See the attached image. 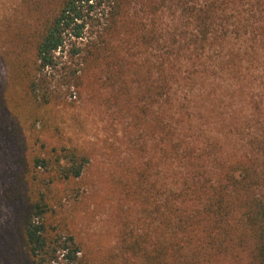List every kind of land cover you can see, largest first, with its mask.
<instances>
[{
	"label": "trees",
	"instance_id": "trees-1",
	"mask_svg": "<svg viewBox=\"0 0 264 264\" xmlns=\"http://www.w3.org/2000/svg\"><path fill=\"white\" fill-rule=\"evenodd\" d=\"M36 5L38 10L15 37L28 45L19 72L38 105L57 98L48 90L47 75L59 70V52L68 41L84 38L101 7L104 27L84 48L75 45L72 55L91 63L103 52L110 56L107 38L117 30L137 33L157 51L156 69H148L157 104L150 129L158 133L156 179L148 178L149 161L138 173L149 184L144 198L154 206V239L147 250L145 217V232L134 233L129 245L142 264H264V132L249 138L241 151L230 147L229 134L215 129L223 103L220 72H232V66L235 73L243 72L246 57L259 58L264 50V0H44L40 13L39 1ZM139 8L151 15L150 28L144 21L135 27ZM166 13L171 24L163 29L158 20ZM60 68L68 69L64 63ZM85 70L62 74L63 84L70 90L79 87V72ZM117 71L124 73L125 68ZM128 87L124 83L121 89ZM148 110L140 107L138 120L145 121ZM51 151L34 155L22 175L27 199L21 236L29 263L102 264L83 249L68 217L52 203L54 185L81 178L90 157L77 148Z\"/></svg>",
	"mask_w": 264,
	"mask_h": 264
},
{
	"label": "rangeland",
	"instance_id": "rangeland-1",
	"mask_svg": "<svg viewBox=\"0 0 264 264\" xmlns=\"http://www.w3.org/2000/svg\"><path fill=\"white\" fill-rule=\"evenodd\" d=\"M38 1L40 13L46 7L44 0H0V264H30L21 236L23 201L27 199L22 175L34 155H48L54 147L77 148L90 157L81 178L52 188L55 209L68 217L70 231L83 249L102 264H142L129 245L134 233L145 232V217L147 250L154 239V206L144 198L149 184L140 181L138 173L149 161L148 178L150 182L156 179L158 133L150 129L157 104L150 94L154 77L148 69L155 71L157 51L137 33L117 30L107 38L110 56L103 52L91 63L72 55L75 45L84 48L104 27L107 19L101 7L89 20L84 38L68 41L59 52V70L47 75L48 90L57 98L38 105L19 72L18 63L28 45L15 37L38 10ZM135 19V27L140 28L142 21L148 28L152 25L151 15L140 8ZM158 24L168 29L171 16L166 13ZM248 58L243 72L235 73L236 66L232 72H220L222 114L215 122L220 134H229L230 147L241 151L249 138L264 132V59ZM63 63L68 69L60 68ZM120 66L124 73L117 71ZM81 67L86 69L79 72L83 74L81 85L68 89L61 75ZM124 83L129 84L126 91L121 89ZM253 102L260 104L255 108ZM143 105L149 109L145 121L138 120ZM160 105L166 108L165 97ZM161 179L166 183L164 170ZM34 182L39 187V181ZM109 256L112 259L105 262Z\"/></svg>",
	"mask_w": 264,
	"mask_h": 264
}]
</instances>
